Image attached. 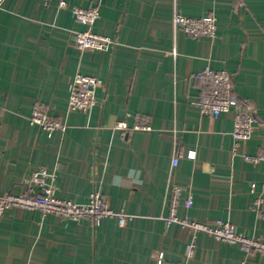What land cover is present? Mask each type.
<instances>
[{
  "label": "crops",
  "instance_id": "crops-1",
  "mask_svg": "<svg viewBox=\"0 0 264 264\" xmlns=\"http://www.w3.org/2000/svg\"><path fill=\"white\" fill-rule=\"evenodd\" d=\"M7 0L0 10V195L33 191V174L55 176L57 197L87 205L99 191L109 207L132 216L96 225L12 210L0 220V264H264L209 234L166 225L173 189L184 188L177 214L199 222L229 220L237 232L264 240V0ZM192 18L215 15L213 38H193L173 25L174 6ZM97 8L93 33L112 44L79 51L75 33L88 30L75 8ZM228 71L255 117V133L237 150L234 112L214 118L193 105L199 73ZM102 80L97 105L69 110L78 74ZM67 125L65 132L32 126L37 104ZM151 130H134L137 118ZM128 130H116L118 123ZM195 157L189 158V153ZM179 159L174 166L173 160ZM189 195L193 207H185Z\"/></svg>",
  "mask_w": 264,
  "mask_h": 264
},
{
  "label": "built area",
  "instance_id": "built-area-1",
  "mask_svg": "<svg viewBox=\"0 0 264 264\" xmlns=\"http://www.w3.org/2000/svg\"><path fill=\"white\" fill-rule=\"evenodd\" d=\"M7 0H0V10L3 9ZM45 6H49L53 0H41ZM67 7L66 0H60L59 8ZM173 25L175 29H182L188 36L193 38H215L218 25L215 15H204L199 18H192L183 15L178 11L176 5L173 11ZM74 16L77 22L86 25L88 30L75 33L73 36L76 48L79 51L103 52L110 48L112 41L103 35L93 33L91 27L100 18L97 8L83 9L75 8ZM201 88L202 97L193 105L204 116L210 115L219 118L223 114L234 112V128L232 139L234 149L237 150L242 144L248 142L255 133L256 117L249 105L239 99L233 76L228 71H215L207 68L197 76ZM104 86L102 80L92 75L78 73L70 86L69 110L71 112H89L97 103V88ZM29 123L52 135L56 131L65 132L67 125L56 116L45 105L37 103L33 107ZM116 130H128L127 123L121 122L115 126ZM134 130L150 131L151 125L148 119L137 118ZM189 158H194L195 153L191 152ZM247 162L259 163L264 161V152L256 157L244 156ZM174 166L179 164V159L173 160ZM55 176L47 170L33 174L31 182L39 188L37 193L28 191L20 195H0V220L12 210L18 211H40L45 216L53 215L63 220L81 222L84 219H91L99 225L104 219H116L120 226H127L132 216L125 212H116L111 209L101 192L96 191L90 197L87 205H79L69 199L57 197V188L54 185ZM184 188L176 186L173 189L174 201L169 217L165 219L169 227L178 224L181 227L190 229L194 235L209 234L216 240L230 246H239L246 254L259 253L264 257V240L255 237H248L236 231L229 220L218 219L212 223L199 222L190 217H180L177 214L179 199ZM194 199L189 195L185 207H193ZM196 254V245L192 241L187 244L184 259L180 262H169L160 252L157 256V264H189Z\"/></svg>",
  "mask_w": 264,
  "mask_h": 264
}]
</instances>
